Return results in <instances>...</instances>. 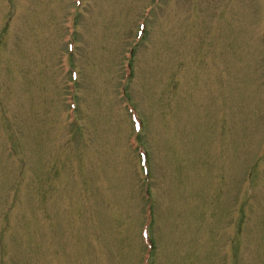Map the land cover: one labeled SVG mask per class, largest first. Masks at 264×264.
<instances>
[{
	"label": "rangeland",
	"instance_id": "rangeland-1",
	"mask_svg": "<svg viewBox=\"0 0 264 264\" xmlns=\"http://www.w3.org/2000/svg\"><path fill=\"white\" fill-rule=\"evenodd\" d=\"M136 140L151 264H264V0H0V264H144Z\"/></svg>",
	"mask_w": 264,
	"mask_h": 264
},
{
	"label": "bare ground",
	"instance_id": "bare-ground-1",
	"mask_svg": "<svg viewBox=\"0 0 264 264\" xmlns=\"http://www.w3.org/2000/svg\"><path fill=\"white\" fill-rule=\"evenodd\" d=\"M129 94V93H128Z\"/></svg>",
	"mask_w": 264,
	"mask_h": 264
}]
</instances>
